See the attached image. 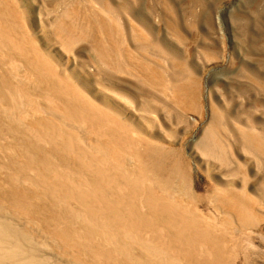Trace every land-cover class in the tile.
Masks as SVG:
<instances>
[{
    "label": "rangeland",
    "instance_id": "rangeland-1",
    "mask_svg": "<svg viewBox=\"0 0 264 264\" xmlns=\"http://www.w3.org/2000/svg\"><path fill=\"white\" fill-rule=\"evenodd\" d=\"M0 264H264V0H0Z\"/></svg>",
    "mask_w": 264,
    "mask_h": 264
}]
</instances>
